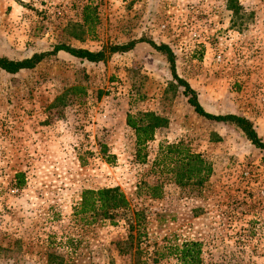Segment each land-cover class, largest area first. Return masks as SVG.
<instances>
[{
  "label": "rangeland",
  "instance_id": "obj_1",
  "mask_svg": "<svg viewBox=\"0 0 264 264\" xmlns=\"http://www.w3.org/2000/svg\"><path fill=\"white\" fill-rule=\"evenodd\" d=\"M237 1L234 15L227 0H0V57L165 44L207 113L245 117L264 141V37L255 32L264 0ZM88 4L92 32L82 22ZM170 84L165 56L146 43L98 64L59 53L31 71H0V264H180L173 249L190 241L202 244V264H264V152L197 116ZM75 86L83 103L54 107ZM145 112L167 125L142 163L126 121ZM178 143L211 167L200 190L152 170L159 146ZM112 187L131 223L74 215L82 191Z\"/></svg>",
  "mask_w": 264,
  "mask_h": 264
},
{
  "label": "trees",
  "instance_id": "obj_2",
  "mask_svg": "<svg viewBox=\"0 0 264 264\" xmlns=\"http://www.w3.org/2000/svg\"><path fill=\"white\" fill-rule=\"evenodd\" d=\"M227 8L234 15L242 9L237 0H227ZM82 22L86 32H92L95 29L98 24L96 6L94 7L88 4L83 8ZM139 43H146L154 51L165 56L170 68L171 77L176 82V85L170 84V86L183 89V96L197 116L237 129L254 148L264 152V141L258 136L253 124L248 119L234 114L212 115L203 109L199 103L197 93L186 81L178 76L176 72V56L165 44L157 45L153 41L140 39L122 45H112L96 52L72 48L61 44L54 46L50 52L34 54L22 60H10L5 57H0V71L7 75H16L23 71H31L41 63L54 59L59 53H65L81 62L98 64L104 62L113 54L132 51ZM84 97L85 91L83 88L77 86L71 87L56 98L54 107L71 104L79 105L83 103ZM126 123L134 132L137 157L140 159V162L144 163L147 144L154 139L159 129L166 127L167 121L155 113L145 112L139 113L136 116H128ZM100 149V153L106 155V147L101 146ZM113 161L114 156L109 155L106 163L110 164ZM152 167L155 173L160 176L165 175L169 177L176 186L180 188L192 186L197 190H200L205 185L212 171L210 165L200 154L191 152L181 143L175 145H160ZM151 191V198H161L160 187L154 186L151 188ZM129 208L130 206L125 195L118 187L84 190L81 193L79 204L74 208V215L82 216L88 223L108 222L110 225L116 226L121 221L131 223L132 219ZM133 218L135 222H138V215L134 214ZM131 238V235H129L128 239ZM201 249L202 244L199 242H183L180 246L174 247L173 254L180 264H202ZM170 253H172L171 250L169 255ZM156 260L158 261L159 259L156 258Z\"/></svg>",
  "mask_w": 264,
  "mask_h": 264
},
{
  "label": "crops",
  "instance_id": "obj_3",
  "mask_svg": "<svg viewBox=\"0 0 264 264\" xmlns=\"http://www.w3.org/2000/svg\"><path fill=\"white\" fill-rule=\"evenodd\" d=\"M261 29L264 30V18L259 17V18H256L255 32H259L257 36L264 37V35H262L260 32Z\"/></svg>",
  "mask_w": 264,
  "mask_h": 264
}]
</instances>
